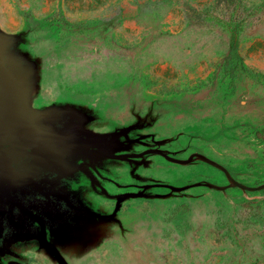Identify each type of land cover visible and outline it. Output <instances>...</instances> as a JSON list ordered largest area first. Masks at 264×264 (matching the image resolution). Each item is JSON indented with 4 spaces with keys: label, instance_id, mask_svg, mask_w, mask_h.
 <instances>
[{
    "label": "water",
    "instance_id": "1",
    "mask_svg": "<svg viewBox=\"0 0 264 264\" xmlns=\"http://www.w3.org/2000/svg\"><path fill=\"white\" fill-rule=\"evenodd\" d=\"M51 67L41 23L0 25V264H91L110 249L136 261L172 203L249 198L206 102L53 94Z\"/></svg>",
    "mask_w": 264,
    "mask_h": 264
},
{
    "label": "rangeland",
    "instance_id": "2",
    "mask_svg": "<svg viewBox=\"0 0 264 264\" xmlns=\"http://www.w3.org/2000/svg\"><path fill=\"white\" fill-rule=\"evenodd\" d=\"M24 21L48 37L53 94L191 95L231 128L222 160L264 171V0H0L3 28ZM233 195L235 205L172 203L145 255L110 249L91 264H264V202Z\"/></svg>",
    "mask_w": 264,
    "mask_h": 264
},
{
    "label": "flooded vegetation",
    "instance_id": "3",
    "mask_svg": "<svg viewBox=\"0 0 264 264\" xmlns=\"http://www.w3.org/2000/svg\"><path fill=\"white\" fill-rule=\"evenodd\" d=\"M256 135L259 136L258 131H256ZM207 151L212 154L214 157L219 159L217 152L213 147L207 149ZM225 165L229 166L233 172H237V179L247 188L246 194L249 197L246 199L242 190L236 189L232 193L239 192L240 196H242L241 202L244 205L249 204H261L264 202V171L261 165L256 163L254 159L252 160H243L239 166H232L229 162H223ZM244 176H249L255 178L257 180L247 181L242 179ZM226 183V180L224 178Z\"/></svg>",
    "mask_w": 264,
    "mask_h": 264
}]
</instances>
